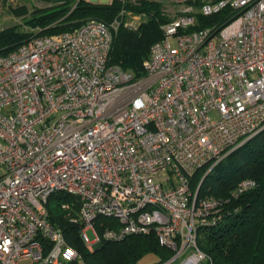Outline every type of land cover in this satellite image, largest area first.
Returning a JSON list of instances; mask_svg holds the SVG:
<instances>
[{
	"label": "built area",
	"instance_id": "2783aa9c",
	"mask_svg": "<svg viewBox=\"0 0 264 264\" xmlns=\"http://www.w3.org/2000/svg\"><path fill=\"white\" fill-rule=\"evenodd\" d=\"M159 1L178 13L143 78L110 64L118 20L0 56V264L79 259L49 218L59 193L78 202L90 251L154 234L170 264H213L201 231L222 219L225 201L199 199L192 180L264 130V0ZM223 11L221 25L195 29L198 15ZM128 14L136 30L141 18ZM255 187L244 179L232 196Z\"/></svg>",
	"mask_w": 264,
	"mask_h": 264
},
{
	"label": "trees",
	"instance_id": "16d2710c",
	"mask_svg": "<svg viewBox=\"0 0 264 264\" xmlns=\"http://www.w3.org/2000/svg\"><path fill=\"white\" fill-rule=\"evenodd\" d=\"M124 11V13H123ZM18 16L26 15L23 25L0 31V56H7L32 39L74 32L89 20L107 25L120 22L114 34L110 64L133 72L137 78L146 75L144 63L151 47L163 38L162 27L170 22L164 5L157 0H111L109 4H94L90 0H58L56 6L29 12L17 8ZM132 13L141 21L136 30L127 27ZM230 14L227 11L198 15L195 29L221 25ZM202 166L192 180V189L200 187L199 199L214 196L223 199L222 219L203 228L199 242L213 264H264V130L230 153L220 163ZM213 167V168H212ZM206 177V178H205ZM205 178V179H204ZM252 179L256 187L238 198L232 192L239 182ZM64 202L70 203L63 209ZM50 220L63 230L68 244L79 254L71 264H140L154 256L151 264H170L173 253L160 245L156 235H132L120 242L102 241L90 251L83 241L82 224L78 221L79 204L67 195L55 194L47 205ZM103 219L97 221L101 230ZM47 251L50 244L46 243ZM174 264V263H173Z\"/></svg>",
	"mask_w": 264,
	"mask_h": 264
},
{
	"label": "rangeland",
	"instance_id": "374dc122",
	"mask_svg": "<svg viewBox=\"0 0 264 264\" xmlns=\"http://www.w3.org/2000/svg\"><path fill=\"white\" fill-rule=\"evenodd\" d=\"M162 3L164 5V13L170 21L175 19L178 13V6L169 1H164ZM57 4L58 0H0V31L12 26L23 25L26 15L18 16L15 13V9L17 8H26L29 12H33L36 9L50 8L56 6ZM128 20L134 21L132 18H129ZM139 21H141V19ZM23 29L27 30L28 28L23 25ZM59 195L65 196L64 193H59ZM88 236L91 240H93L94 237L92 232H88ZM201 236L203 237V234H201ZM155 260V257L150 255L145 257L140 264H151Z\"/></svg>",
	"mask_w": 264,
	"mask_h": 264
},
{
	"label": "water",
	"instance_id": "95a60500",
	"mask_svg": "<svg viewBox=\"0 0 264 264\" xmlns=\"http://www.w3.org/2000/svg\"><path fill=\"white\" fill-rule=\"evenodd\" d=\"M90 2L94 3V4H109L110 0H90ZM206 178V177H205ZM204 178V179H205ZM99 245H97L98 247Z\"/></svg>",
	"mask_w": 264,
	"mask_h": 264
},
{
	"label": "bare ground",
	"instance_id": "6f19581e",
	"mask_svg": "<svg viewBox=\"0 0 264 264\" xmlns=\"http://www.w3.org/2000/svg\"><path fill=\"white\" fill-rule=\"evenodd\" d=\"M98 227V226H97ZM100 228H102V227H100ZM99 229V228H98Z\"/></svg>",
	"mask_w": 264,
	"mask_h": 264
}]
</instances>
